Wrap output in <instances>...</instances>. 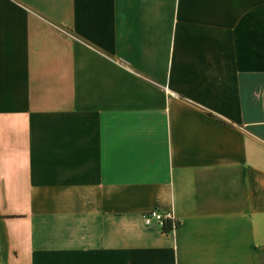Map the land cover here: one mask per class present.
I'll return each instance as SVG.
<instances>
[{
  "label": "crops",
  "instance_id": "obj_1",
  "mask_svg": "<svg viewBox=\"0 0 264 264\" xmlns=\"http://www.w3.org/2000/svg\"><path fill=\"white\" fill-rule=\"evenodd\" d=\"M0 264H264V0H0Z\"/></svg>",
  "mask_w": 264,
  "mask_h": 264
},
{
  "label": "built area",
  "instance_id": "obj_2",
  "mask_svg": "<svg viewBox=\"0 0 264 264\" xmlns=\"http://www.w3.org/2000/svg\"><path fill=\"white\" fill-rule=\"evenodd\" d=\"M146 224L158 223L163 230H174L178 226V219L172 210L163 211L157 208L143 214Z\"/></svg>",
  "mask_w": 264,
  "mask_h": 264
}]
</instances>
